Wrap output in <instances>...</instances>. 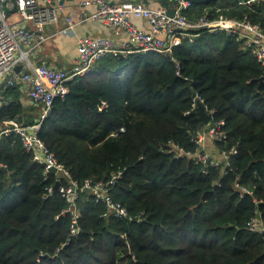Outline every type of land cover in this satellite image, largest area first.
<instances>
[{
	"label": "trees",
	"instance_id": "1",
	"mask_svg": "<svg viewBox=\"0 0 264 264\" xmlns=\"http://www.w3.org/2000/svg\"><path fill=\"white\" fill-rule=\"evenodd\" d=\"M174 57L104 58L55 99L40 131L79 184L121 171L112 195L131 220L112 218L83 192L74 235L54 174L45 176L18 135L0 138V264H264V233L248 228L257 214L264 223V68L226 35L205 34ZM20 92L4 87L1 124L29 126ZM197 95L226 122L227 138L215 145L236 150L231 171L204 172L193 160Z\"/></svg>",
	"mask_w": 264,
	"mask_h": 264
},
{
	"label": "built area",
	"instance_id": "2",
	"mask_svg": "<svg viewBox=\"0 0 264 264\" xmlns=\"http://www.w3.org/2000/svg\"><path fill=\"white\" fill-rule=\"evenodd\" d=\"M64 1L66 0H0V85L5 81H8L5 87H14L20 82L31 85L29 97L41 106L39 122L29 126L18 121L5 122L2 124L5 128L0 130V138L12 132L18 135L24 150L43 166L45 176L51 173L55 175L56 185L60 184L59 192L68 205L66 213L72 216L75 235L80 232L78 222L81 218L77 204L86 190H91L95 201L103 204L112 218L131 220V217L128 210L116 202L112 195L118 179L123 177L121 171L114 173L107 182L86 181L79 184L41 139L42 125L49 118L55 99L65 98L70 92L71 83L79 82L89 75L95 65L108 56L127 58L136 53H159L176 61L174 53L178 47L184 43L195 44L205 34L231 37L264 68V0H241L238 5L227 8L205 6L200 13H196L197 6L187 0H171L174 5L172 11L165 8L152 9L141 4L120 3L119 0H84V6L92 5L97 8L88 17L89 20L112 28L117 36L125 35L126 40L117 43L104 37L80 39L76 63L69 71L56 70L46 65H31L30 54L48 41L49 38L44 34L45 28L58 23ZM13 16H17L24 25L15 28V23L11 20ZM134 20L145 21L150 30L139 29ZM68 22L67 30L73 29L72 22ZM26 24H32L34 29H28ZM22 64H25V68L27 64L30 65L31 71L21 70L17 73L18 65ZM4 104V98L0 99V107ZM199 104L205 107L210 122L195 139L198 150L193 155V160L204 168V172L211 167L231 171L230 160L232 155L237 154L236 150L224 151L219 157H215L203 146L207 140L215 143L226 140V122L218 121L215 111H210L199 95L192 101V111L198 110ZM103 107L107 108L106 103ZM176 150L181 156L191 155H185L178 148ZM0 170H6V167L0 166ZM239 190L242 195L251 194L246 188ZM47 192L51 195L54 188H48ZM248 228L253 232L264 233L260 214L248 223Z\"/></svg>",
	"mask_w": 264,
	"mask_h": 264
},
{
	"label": "crops",
	"instance_id": "3",
	"mask_svg": "<svg viewBox=\"0 0 264 264\" xmlns=\"http://www.w3.org/2000/svg\"><path fill=\"white\" fill-rule=\"evenodd\" d=\"M83 1L84 0H66L63 2L58 23L47 25L45 28L44 34L49 38L48 41L30 54L31 65H46L56 70L69 71L76 63L80 39L84 37H104L112 39L117 43L126 40L125 35L117 36L112 28L102 25L97 21L89 20L88 17L92 15L97 8L92 5L84 6ZM119 2L141 4L152 9L165 8L169 11H172L174 8L171 0H119ZM200 7L201 6H197L196 8ZM195 11L197 13V9H195ZM11 20L15 23V28L24 25L17 16H13ZM68 20L74 25L73 29L67 30L69 28ZM133 22L139 29L145 31L150 30L149 25L145 21L134 20ZM26 27H28V29H34L32 24H26ZM65 30H67V32L63 33ZM24 65H18V67H20L22 71H31L30 65L27 64L26 68ZM17 87L21 90L20 100L25 108V115L23 116L25 120L24 123L30 125L36 121L38 122L41 117V106L34 103L29 97L28 92L31 85L20 82L14 86V88ZM3 89L4 88L0 86V99H2ZM203 146L205 150L213 156L219 157L221 155L213 141L208 140L204 142Z\"/></svg>",
	"mask_w": 264,
	"mask_h": 264
},
{
	"label": "water",
	"instance_id": "4",
	"mask_svg": "<svg viewBox=\"0 0 264 264\" xmlns=\"http://www.w3.org/2000/svg\"><path fill=\"white\" fill-rule=\"evenodd\" d=\"M187 1H191L192 3H194L197 6H203V5H207L208 6L211 3H217V2L222 1V0H187ZM20 71H21V68L18 67L16 69V72L20 73ZM260 81L263 82V79H261ZM7 82L8 81L3 82L1 87L4 88L7 85ZM198 111H199V115H200V118H201V121H202V123H201V132H202L207 127V125L209 124L210 116L206 112V109H205V107L202 104H199ZM2 171H4V170H2ZM53 172H56V171L53 170ZM59 188H60V184H57L55 189L57 190ZM86 193L91 194V190H86Z\"/></svg>",
	"mask_w": 264,
	"mask_h": 264
},
{
	"label": "rangeland",
	"instance_id": "5",
	"mask_svg": "<svg viewBox=\"0 0 264 264\" xmlns=\"http://www.w3.org/2000/svg\"><path fill=\"white\" fill-rule=\"evenodd\" d=\"M223 1V0H222ZM219 2H221V1H219ZM218 3V2H217ZM1 86V85H0ZM5 127L2 125V124H0V130H2V129H4ZM208 141V140H207ZM214 144H215V142H214Z\"/></svg>",
	"mask_w": 264,
	"mask_h": 264
},
{
	"label": "bare ground",
	"instance_id": "6",
	"mask_svg": "<svg viewBox=\"0 0 264 264\" xmlns=\"http://www.w3.org/2000/svg\"><path fill=\"white\" fill-rule=\"evenodd\" d=\"M5 171V170H4ZM51 174H53V173H51ZM55 176V175H54Z\"/></svg>",
	"mask_w": 264,
	"mask_h": 264
}]
</instances>
